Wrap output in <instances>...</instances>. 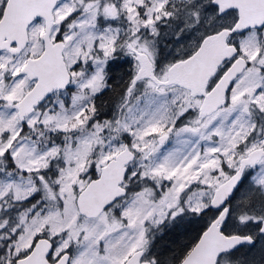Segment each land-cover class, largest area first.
<instances>
[{"label":"snow or ice","instance_id":"6c2138e0","mask_svg":"<svg viewBox=\"0 0 264 264\" xmlns=\"http://www.w3.org/2000/svg\"><path fill=\"white\" fill-rule=\"evenodd\" d=\"M0 264H264V0H0Z\"/></svg>","mask_w":264,"mask_h":264},{"label":"trees","instance_id":"16d2710c","mask_svg":"<svg viewBox=\"0 0 264 264\" xmlns=\"http://www.w3.org/2000/svg\"><path fill=\"white\" fill-rule=\"evenodd\" d=\"M123 70H124V69L121 68V67H119V66H114V67H113V72H114V74L117 75V76L121 75L122 72H123ZM108 95H109V94L106 93V94H105V98H107ZM173 238H174V237H172L171 234H170L169 236H166V237L164 238V241H162V243H164V242H170V240L173 239Z\"/></svg>","mask_w":264,"mask_h":264},{"label":"flooded vegetation","instance_id":"af4514ba","mask_svg":"<svg viewBox=\"0 0 264 264\" xmlns=\"http://www.w3.org/2000/svg\"><path fill=\"white\" fill-rule=\"evenodd\" d=\"M126 67V66H125Z\"/></svg>","mask_w":264,"mask_h":264}]
</instances>
